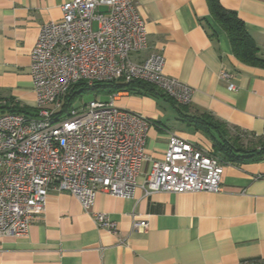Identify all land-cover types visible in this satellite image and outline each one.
I'll list each match as a JSON object with an SVG mask.
<instances>
[{
    "label": "crops",
    "instance_id": "obj_1",
    "mask_svg": "<svg viewBox=\"0 0 264 264\" xmlns=\"http://www.w3.org/2000/svg\"><path fill=\"white\" fill-rule=\"evenodd\" d=\"M67 1L0 0V98L30 114L35 110L30 53L40 26L59 21ZM130 1L145 23L147 40L146 49L131 60L161 55L164 73L195 90L191 104L178 113L160 96L117 93L119 107L149 122L146 159L132 196L99 191L95 199L93 211L115 222L117 234L98 227L73 196L51 191L27 236L0 235V264H264V158L232 163L214 146L222 138L243 151L264 148V64L234 56L206 0ZM219 2L243 22L264 61V0ZM97 11L106 15L108 7L100 4ZM221 72L230 75L228 81L219 78ZM202 114L219 121L221 130L197 131L181 120ZM171 136L219 158L224 172L217 193H147L142 188ZM133 219L145 221L147 228L131 230Z\"/></svg>",
    "mask_w": 264,
    "mask_h": 264
},
{
    "label": "built area",
    "instance_id": "obj_2",
    "mask_svg": "<svg viewBox=\"0 0 264 264\" xmlns=\"http://www.w3.org/2000/svg\"><path fill=\"white\" fill-rule=\"evenodd\" d=\"M100 4L108 7L106 15L97 11ZM146 47L145 23L130 0H68L59 21L40 26L29 67L36 115L1 112L14 101L0 98L1 236H27L51 191L73 196L98 227L117 234V224L93 206L99 191L132 196L146 159L149 122L119 107L117 94L72 107L65 116L58 112L73 85L117 81L147 83L189 106L195 90L164 73L161 55L131 60ZM219 78L228 81L230 75L221 72ZM228 89L235 87L228 84ZM223 172L209 149L171 136L142 188L147 193H217ZM146 228L145 221L133 219L131 230Z\"/></svg>",
    "mask_w": 264,
    "mask_h": 264
},
{
    "label": "trees",
    "instance_id": "obj_3",
    "mask_svg": "<svg viewBox=\"0 0 264 264\" xmlns=\"http://www.w3.org/2000/svg\"><path fill=\"white\" fill-rule=\"evenodd\" d=\"M208 4L209 14L213 21L225 32L231 46L234 56L246 64H264L259 56L258 49L255 46L252 38L246 31L243 22L238 18L235 12L223 8L219 0H206ZM94 93L101 97L102 101H106L109 96L119 92H128L139 95L160 96L168 101L175 107L178 113H181L187 106H181L166 97L159 90L153 86L139 81L125 83L124 81L110 82V83H97L91 87L78 83L71 87L68 93L62 99L61 110L58 112L59 116L67 115L68 111L73 107V103L80 100L85 93ZM1 112H11L22 114L24 116H35L36 110L32 114L27 110L18 109L13 105L5 107ZM188 126L193 127L197 131L210 132L213 129L219 131L221 124L219 121L214 120L208 114L197 116H184L181 118ZM214 146L219 151L223 152L228 161L232 163H245V162H259L264 158V148L259 151L250 150L243 151L234 148L222 138L214 143Z\"/></svg>",
    "mask_w": 264,
    "mask_h": 264
},
{
    "label": "rangeland",
    "instance_id": "obj_4",
    "mask_svg": "<svg viewBox=\"0 0 264 264\" xmlns=\"http://www.w3.org/2000/svg\"><path fill=\"white\" fill-rule=\"evenodd\" d=\"M94 100H101V97L98 95H95L92 92L85 93V94H83V96L80 100H77L76 102L73 103V107L83 106V105H86L87 103H89L90 101H94Z\"/></svg>",
    "mask_w": 264,
    "mask_h": 264
}]
</instances>
